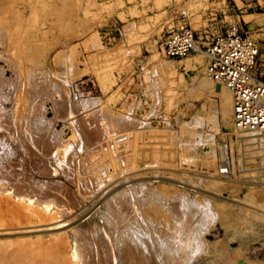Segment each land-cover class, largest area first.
<instances>
[{
  "label": "rangeland",
  "instance_id": "1",
  "mask_svg": "<svg viewBox=\"0 0 264 264\" xmlns=\"http://www.w3.org/2000/svg\"><path fill=\"white\" fill-rule=\"evenodd\" d=\"M257 1L0 0V264L67 258L70 235L75 264H264L263 183L227 191L213 174L216 143L233 131L226 86L205 76L202 50L163 54L179 9L202 48L220 24L247 30L237 14ZM107 25L116 41L101 43ZM263 31L249 32L261 57ZM129 89L148 101H127ZM46 223L59 225L52 237L29 231Z\"/></svg>",
  "mask_w": 264,
  "mask_h": 264
},
{
  "label": "built area",
  "instance_id": "2",
  "mask_svg": "<svg viewBox=\"0 0 264 264\" xmlns=\"http://www.w3.org/2000/svg\"><path fill=\"white\" fill-rule=\"evenodd\" d=\"M187 18L185 8L174 15L163 41L164 56L182 58L200 48L207 56L205 76L225 85L231 92L233 131L230 134L223 132L216 143L214 177L226 184L227 191L235 192L248 183H252V187L263 183L259 185L262 188L264 146L253 136L248 137L254 135L250 133H264V57H261L259 41L243 28L239 19L220 24L215 33L204 30L206 41L201 48L198 34ZM98 34L101 43L116 41L111 25L102 28ZM124 97L127 101H148V97L138 90L129 89ZM170 108L179 118V106Z\"/></svg>",
  "mask_w": 264,
  "mask_h": 264
},
{
  "label": "bare ground",
  "instance_id": "3",
  "mask_svg": "<svg viewBox=\"0 0 264 264\" xmlns=\"http://www.w3.org/2000/svg\"><path fill=\"white\" fill-rule=\"evenodd\" d=\"M197 50H201L200 48H197ZM198 62V61H197ZM199 62H200V60H199ZM115 79V78H114ZM208 79H204V81L201 83L202 85H203V87H207V88H210V90L209 91H211V90H213V91H215L216 92V90H214V88H213V85H212V83H211V81L209 82V81H207ZM223 86H225V85H223ZM208 90V89H207ZM212 91V92H213ZM219 96H220V98H221V100H222V108H223V111L224 112H226V113H229V111L231 110V92H230V90L228 89V87H223V89L221 90V92L219 93ZM231 112V111H230ZM224 115H225V113H224ZM209 143V142H208ZM211 143V142H210ZM207 155V154H206ZM212 159V158H211ZM211 159H209L208 157H206V159L204 160L205 162V164L206 165H208L209 167L210 166H214V159L213 160H211ZM212 176V175H211ZM213 177V176H212ZM17 199V198H16ZM252 201V200H251ZM253 203V202H252ZM24 205V204H23ZM28 205L29 206H31L32 208H29V209H31V210H29L28 208H27V206H25L26 208H27V210H29V212L30 213H33V212H37L36 210H38V209H35V202H33V201H28ZM252 206V205H251ZM23 207V206H22ZM37 207H38V205H37ZM252 207H254L255 209H254V211L256 210V206L255 205H253ZM94 208V206L90 209V210H88V212H86V214H84L83 215V217L84 216H86V217H88L89 215H91V213H93V211H92V209ZM96 209V208H95ZM252 209V208H251ZM51 208H47V207H45L44 208V215H49V213H51ZM39 211V210H38ZM243 211V210H242ZM41 212V211H40ZM39 212V213H40ZM25 213H26V211H25ZM255 213H257V212H255ZM27 215H28V213H26ZM88 214V215H87ZM34 215H36V214H34ZM43 215V214H42ZM41 215V216H42ZM39 216V215H38ZM34 217H36V216H34ZM235 218V217H234ZM44 219V218H43ZM46 219H47V217H46ZM45 220V219H44ZM49 220V219H48ZM40 221V220H39ZM47 222V221H46ZM31 223V222H30ZM43 223V222H42ZM44 224V223H43ZM52 224V223H51ZM45 224L42 228H36V226H30L29 227V231H36V230H44V232L46 231V235L47 236H50V237H52V235H54L53 233L51 234V232L52 231H55V230H58L59 228H58V226H54L55 224ZM61 225V224H60ZM63 225V224H62ZM24 229V228H23ZM28 229V228H27ZM10 232V231H9ZM57 232V231H56ZM63 232V231H62ZM62 232L61 233H55L56 235H55V237H58V236H60L61 237V234H62ZM66 233V232H65ZM68 234V236L70 235L69 234V232L67 233ZM54 237V238H55ZM59 237V238H60ZM62 238V237H61ZM244 238V237H243ZM56 239V238H55ZM54 239V240H55ZM18 240V239H17ZM59 240V239H58ZM23 241V240H22ZM19 242V241H18ZM26 242V241H25ZM34 242V241H33ZM50 242V241H49ZM65 242H67L66 243V248H67V250H68V254H67V258H65L64 256V258L62 257V253H59V254H61V255H58V253L56 252H54V253H51L50 255H47V256H49V257H45V258H48V259H46V260H44V258H43V256H42V258H43V261H42V258H41V256H40V260L42 261L41 263H39V259H38V257L37 258H35V259H38L37 261H38V263H37V261L35 260V262L37 263V264H75L74 263V260L78 257V246H77V244L75 243V241L73 240V238H71V235H70V237L68 238V241H65ZM244 242V241H243ZM55 243V242H54ZM22 244V243H21ZM25 244V243H24ZM7 245V244H6ZM182 245V244H181ZM15 246V245H14ZM19 246V245H18ZM56 246V245H55ZM1 247V246H0ZM6 247V246H5ZM27 247V246H26ZM34 247V246H33ZM53 247H54V245H53ZM58 247V246H57ZM48 248V247H47ZM10 249V248H9ZM14 249V248H13ZM30 249V248H29ZM43 249V248H42ZM44 249H46V248H44ZM62 249V248H61ZM60 249V250H61ZM65 249V248H64ZM18 250V249H17ZM24 250V249H23ZM26 250V249H25ZM38 250H40V249H38ZM49 250V249H48ZM52 250H54V249H52ZM51 251V250H50ZM212 251V250H211ZM3 252V251H2ZM2 252H0L1 254H2ZM5 252V251H4ZM12 252V251H11ZM19 253H20V251H18ZM26 252V251H25ZM30 252V251H29ZM47 253H48V251H46ZM53 252V251H52ZM33 253V252H32ZM31 253V254H32ZM47 253H44L45 255L47 254ZM221 253V252H220ZM4 254H7V252L6 253H3V255ZM14 254H17V252L16 253H14ZM30 254V253H29ZM29 254H27V255H29ZM30 254V255H31ZM35 254V253H34ZM33 254V255H34ZM37 254V253H36ZM49 254V253H48ZM54 254V255H53ZM65 254V253H64ZM20 255V254H19ZM18 255V256H19ZM23 254H21V256H22ZM29 255V256H30ZM2 256V255H1ZM7 256H9V255H7ZM24 256H26V255H24ZM23 256V259L25 258ZM4 258H7V257H5V256H3ZM14 257V256H13ZM27 257V256H26ZM0 258H2V257H0ZM30 258V257H29ZM10 259V258H9ZM15 259V258H14ZM21 260H23L22 258H20ZM20 259H19V261H20ZM33 259V258H32ZM11 260V259H10ZM9 260V261H10ZM16 260V259H15ZM28 259H25V262H28L27 261ZM7 261V259L5 260L4 259V262H6ZM12 261V260H11ZM30 261H33L34 262V260H31L30 259ZM202 261V260H201ZM3 262V261H2ZM8 262V261H7ZM14 262V261H13ZM12 262V264H14ZM21 262V261H20ZM23 262V261H22ZM34 262V264H36ZM19 263V262H18ZM18 263H16V264H18ZM5 264V263H4ZM7 264H9V262L7 263ZM23 264H24V262H23ZM30 264H31V262H30ZM33 264V263H32Z\"/></svg>",
  "mask_w": 264,
  "mask_h": 264
},
{
  "label": "crops",
  "instance_id": "4",
  "mask_svg": "<svg viewBox=\"0 0 264 264\" xmlns=\"http://www.w3.org/2000/svg\"><path fill=\"white\" fill-rule=\"evenodd\" d=\"M257 4H259L258 7L261 10H259V11H251L250 13H247L246 11H247L248 8L244 7L243 9L239 10L241 13L237 14L239 16H242V18L244 20V23H246L248 32H250V29H255V30L264 29V0H262V1L258 0ZM217 12H215L216 13L215 16H212L213 18L214 17L216 18L217 15H221V11H217ZM247 14H250L252 17H249V18L245 19V15H247ZM215 23H216L215 21L212 22L213 28L217 27V25ZM259 33L264 34V31L263 32H259Z\"/></svg>",
  "mask_w": 264,
  "mask_h": 264
},
{
  "label": "water",
  "instance_id": "5",
  "mask_svg": "<svg viewBox=\"0 0 264 264\" xmlns=\"http://www.w3.org/2000/svg\"><path fill=\"white\" fill-rule=\"evenodd\" d=\"M240 264H245V262L243 260L240 261Z\"/></svg>",
  "mask_w": 264,
  "mask_h": 264
}]
</instances>
